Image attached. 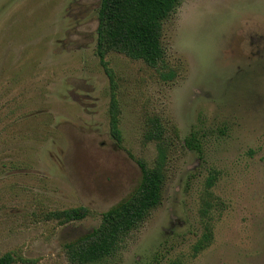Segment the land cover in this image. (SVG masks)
I'll return each instance as SVG.
<instances>
[{
    "label": "rangeland",
    "instance_id": "374dc122",
    "mask_svg": "<svg viewBox=\"0 0 264 264\" xmlns=\"http://www.w3.org/2000/svg\"><path fill=\"white\" fill-rule=\"evenodd\" d=\"M99 4L0 0V257L74 264L64 244L139 185L157 121L179 132L161 203L87 264H264V0H180L157 67L115 51L101 62ZM193 132L200 151L184 146ZM78 206L87 215L65 222Z\"/></svg>",
    "mask_w": 264,
    "mask_h": 264
},
{
    "label": "trees",
    "instance_id": "16d2710c",
    "mask_svg": "<svg viewBox=\"0 0 264 264\" xmlns=\"http://www.w3.org/2000/svg\"><path fill=\"white\" fill-rule=\"evenodd\" d=\"M180 0H100L95 51L101 62L109 51H115L131 59L143 60L151 67L164 63L161 43L164 20L175 11ZM162 77L172 78L173 73L162 72ZM118 111L114 100L110 109V133L120 141ZM145 137L155 141L157 155L152 166L138 161L142 176L139 185L127 197L101 213L99 224L77 240L64 244L66 256L71 263L87 264L111 255L123 238L161 203L165 179L167 152L173 138L179 135L172 128V136L157 121L151 122ZM184 146L200 151V144L193 132L184 139ZM210 184V181H208ZM88 208L78 206L60 212L65 222L84 218ZM210 239L205 232L194 245V251L202 249ZM13 257L5 253L0 264H11ZM173 264V263H170Z\"/></svg>",
    "mask_w": 264,
    "mask_h": 264
}]
</instances>
